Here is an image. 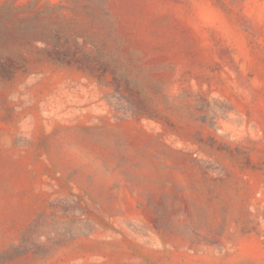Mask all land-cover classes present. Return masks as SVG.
<instances>
[{
    "label": "rangeland",
    "instance_id": "rangeland-1",
    "mask_svg": "<svg viewBox=\"0 0 264 264\" xmlns=\"http://www.w3.org/2000/svg\"><path fill=\"white\" fill-rule=\"evenodd\" d=\"M0 264H264V0H0Z\"/></svg>",
    "mask_w": 264,
    "mask_h": 264
}]
</instances>
